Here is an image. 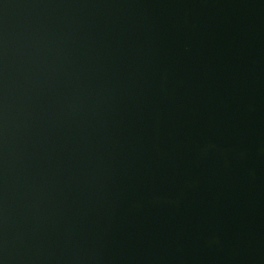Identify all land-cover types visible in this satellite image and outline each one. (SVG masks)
Segmentation results:
<instances>
[{"label":"water","instance_id":"water-1","mask_svg":"<svg viewBox=\"0 0 264 264\" xmlns=\"http://www.w3.org/2000/svg\"><path fill=\"white\" fill-rule=\"evenodd\" d=\"M0 264H264V0H0Z\"/></svg>","mask_w":264,"mask_h":264}]
</instances>
